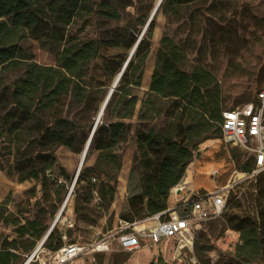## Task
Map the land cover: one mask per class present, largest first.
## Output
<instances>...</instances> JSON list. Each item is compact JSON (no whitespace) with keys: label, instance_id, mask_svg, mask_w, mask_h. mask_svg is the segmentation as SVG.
Returning <instances> with one entry per match:
<instances>
[{"label":"rangeland","instance_id":"obj_1","mask_svg":"<svg viewBox=\"0 0 264 264\" xmlns=\"http://www.w3.org/2000/svg\"><path fill=\"white\" fill-rule=\"evenodd\" d=\"M93 1L96 2L93 7L97 9L100 0ZM110 2L119 11L120 18H108L101 13L92 12L69 24L66 38L103 39L122 33L125 29L138 30L135 33L138 38L154 17L143 77L140 86L133 89L138 96L136 114L140 101L149 88L163 34L170 36L183 51L181 69L190 72L203 69L212 75L210 86L218 90L221 111L253 99L255 91L264 84V0H194L179 5L169 1L165 7L159 5L152 17L151 11L157 0ZM140 20L143 23H139ZM19 46L18 58L22 60V64L5 72L7 82L18 79L31 63L54 65L63 44L45 43L32 36H25L19 41ZM133 46L129 49L122 45L101 46L98 56L88 65L84 83L93 86L103 84L102 91L93 93L87 103H79L71 95H67L49 106L44 104L38 107L44 122L65 119L66 124L64 122L63 125H66L67 133L74 124L86 125L83 130L86 138L77 151L63 144L52 146L51 151L56 161L51 168L46 169L44 181L39 177L19 179L18 160L21 161L22 153L28 154L33 150L28 141L36 136L38 125L34 121H27L22 124L19 132L1 134L0 243L15 239L17 248L14 250L18 253V258L12 264H25L34 253L39 240L53 224L52 229H57V233L61 234L63 243L60 247L69 242L85 246L67 264H236L233 255L239 243V232L232 228V224L238 217L252 213L250 202L255 192L256 175H249L242 169L243 163L250 160L252 154L240 146L225 144L221 136L207 138L198 144L178 182L183 180L189 166L190 186L185 187L184 193L172 189L177 183L170 189L167 199V204L171 203L175 207L184 194L191 191L221 189L227 193V205L221 215L196 222L195 241L191 249L178 252L171 239L162 240L152 247L142 245L135 250H123L115 240H112L111 250L93 251L89 247V244H95L104 238L108 230L112 234L118 230L119 220H116V216L120 219V214L127 209L125 206L128 197L140 191L138 165L134 162L135 157L137 160L140 158L135 143L137 126L155 124L160 128L163 125L162 118L146 122L139 120L135 114L134 117L125 119L130 122V132L125 141L111 149L113 158L109 161L99 160L97 151H90L88 147L81 163V153L94 127L99 108L120 72L116 70L117 64L111 67L114 74L107 72L105 66L113 61L117 63L125 56L124 65ZM79 167V172L81 169L89 172L92 185L90 189L84 180L73 185ZM102 172L116 179L114 195L118 194L120 198L115 207L117 213L110 207L111 200L110 203L108 198L101 201L98 196L100 183L107 179ZM121 176L124 178V185L120 192L118 186ZM70 190L69 200L63 206ZM232 194L233 198L230 199ZM13 219L22 223L36 220L38 229L45 231L38 239L18 236L16 226L10 223ZM56 240L57 236L53 243ZM44 248L48 247L43 242L29 264H38L37 255ZM242 264H264V260Z\"/></svg>","mask_w":264,"mask_h":264},{"label":"trees","instance_id":"obj_2","mask_svg":"<svg viewBox=\"0 0 264 264\" xmlns=\"http://www.w3.org/2000/svg\"><path fill=\"white\" fill-rule=\"evenodd\" d=\"M169 1L179 5L194 0H164L160 6L165 7ZM99 2L94 9L96 2L93 0H0V136L19 132L27 121H34L39 127L36 136L28 141L33 152L22 153L21 161L18 160L20 180L39 177L44 181L46 169L56 161L52 146L63 144L77 151L86 138L83 133L85 124H74L71 129L75 133L72 130L67 133L65 119L44 122L38 107L49 106L67 95L79 103H87L93 93L102 91L103 84L93 86L84 83L88 65L98 56L101 46L122 45L129 49L138 39L135 35L138 30L127 29L103 39L66 38L67 26L92 12L113 19L121 17L110 0ZM153 25L154 17L126 62L94 128L89 150L97 151L99 160L113 158L111 149L128 137L131 125L125 119L136 114L138 96L133 89L140 86L143 77ZM25 36L45 43H62L63 47L54 65L31 63L18 79L7 82L5 72L22 64L18 58L19 41ZM124 58L105 66V70L114 74L111 67L115 64L116 70H121ZM183 59L181 48L170 36L163 34L149 88L136 114L139 120L146 122L162 118L163 125L158 128L155 124H146L136 128L135 143L140 158L137 160L135 157L134 162L138 165L140 191L128 197L127 209L120 214L122 220L133 222L167 209L170 189L181 179L198 144L207 138L221 136L219 94L215 87L210 86L213 77L203 69L191 72L181 69ZM242 169L247 172L252 169V158L243 163ZM102 173L107 179L100 183L98 196L101 201L108 198L110 203L116 191V179ZM82 180L90 189L92 185L87 169H81L75 182L78 184ZM254 188L250 202L252 213L238 217L232 224V228L239 232V243L233 255L236 264L264 260V170L256 175ZM10 223L16 226L18 236L38 239L45 231L38 229L36 220L22 223L13 219ZM56 230L51 229L44 241L49 249H57L63 243ZM55 236L57 240L53 243ZM16 248L15 239L0 243V264L14 263L18 258Z\"/></svg>","mask_w":264,"mask_h":264},{"label":"built area","instance_id":"obj_3","mask_svg":"<svg viewBox=\"0 0 264 264\" xmlns=\"http://www.w3.org/2000/svg\"><path fill=\"white\" fill-rule=\"evenodd\" d=\"M221 137L225 144L240 146L252 154V169L249 175L264 170V84L255 91L254 98L242 105L225 108L219 122ZM95 180V177H92ZM174 189L184 192L178 183ZM227 193L213 190L184 194L175 207L128 222L119 221L118 230L105 235L97 243L89 244L93 251L111 250L112 240L123 250L139 249L142 245L152 247L162 240L171 239L177 251L192 248L195 241V226L199 220L221 215L225 209ZM72 223L69 221V225ZM85 248L69 242L59 249L44 248L37 255L38 264H67Z\"/></svg>","mask_w":264,"mask_h":264},{"label":"water","instance_id":"obj_4","mask_svg":"<svg viewBox=\"0 0 264 264\" xmlns=\"http://www.w3.org/2000/svg\"><path fill=\"white\" fill-rule=\"evenodd\" d=\"M161 1H162V0H157V2H156V4H155L154 8H153L152 11H151V17L154 15V13H155V11L157 10V8L159 7ZM147 24H148V23H147ZM144 30H145V29H144ZM144 30H143V32H144ZM143 32L139 35L137 41L135 42V44H134V46H133V48H132V50H131V52H130V54H129V57H128L127 60H126V62L128 61V59H129V58L131 57V55L133 54V52H134V50H135V47H136V45H137V42L140 40V38H141ZM126 62L124 63V65H123L122 69L120 70V72L118 73V75L115 77V79H114L112 85L110 86V88H109V90H108V92H107V94H106V96H105V98H104V100H103V102H102V104H101V106H100V109H99V111H98L97 117H96V119H95L94 127H93V129H92V131H91V133H90L89 138L87 139V141H86V143H85V145H84V147H83V151H82V152H83V156H82V159H81V163L83 162V159H84V157H85V154H86V152H87V149H88V147H89V145H90V142H91V138H92V134H93L94 128L96 127V125H97L98 122L100 121V118H101V116H102V114H103V112H104L105 105H106V103L108 102V100H109V98H110V96H111V94H112V92H113L115 86L117 85V83H118V81H119V79H120L121 73H122V71H123V69H124V66H125ZM79 170H80V167H79V169L77 170V175H78ZM77 175H76V177H75V180H74V182H73V185L75 184V181H76ZM70 193H71V190L69 191V194H70ZM69 194H68V195H69ZM51 229H52V227H50V228L45 232V234L43 235V238H42V239H43V242H44L45 239L47 238V236H48V234L50 233ZM43 242H42V243H43Z\"/></svg>","mask_w":264,"mask_h":264},{"label":"bare ground","instance_id":"obj_5","mask_svg":"<svg viewBox=\"0 0 264 264\" xmlns=\"http://www.w3.org/2000/svg\"><path fill=\"white\" fill-rule=\"evenodd\" d=\"M82 156H83V152L81 153V159H82ZM80 163V162H79ZM190 175H191V169H190V167L188 166L187 168H186V175L184 176V178H183V180L180 182V187H189L190 186V184H189V180H190ZM69 196H70V194L69 195H67V197H66V199H65V201H64V203H63V206H65V204L67 203V201L69 200ZM61 212V211H60ZM59 217V216H58ZM57 220V219H56ZM56 220L54 221V222H56ZM54 225V224H53ZM53 225H52V227H53ZM43 238V237H42ZM40 239L39 240V242L37 243V246H36V248H35V250H34V253L31 255V257L27 260V262L25 263V264H29V262L31 261V259L36 255V253L38 252V250H39V248L41 247V244H42V242H43V239ZM188 248H184L183 250H181V251H185V250H187ZM181 251H178V252H181Z\"/></svg>","mask_w":264,"mask_h":264},{"label":"crops","instance_id":"obj_6","mask_svg":"<svg viewBox=\"0 0 264 264\" xmlns=\"http://www.w3.org/2000/svg\"><path fill=\"white\" fill-rule=\"evenodd\" d=\"M147 81L149 82V80L147 79ZM120 183H119V186H118V188H120V192H121V190H122V185H124V178H123V176H121L120 177ZM123 189H124V187H123ZM172 189H174V187L172 188ZM178 190V189H177ZM119 196H118V194H115L114 195V198H112V200H111V204H110V207H111V209L113 210L114 209V211L117 213V211L118 210H116L115 209V207L117 206V203L119 202ZM125 199V197H123V200ZM173 200V199H172ZM173 203H174V201H172ZM123 203H124V201H123ZM174 205H172L171 203L168 205V207L167 208H172ZM116 220L118 221H120L121 219H119L118 218V216H116ZM112 231H107V234L106 235H108V234H110ZM191 249V248H190Z\"/></svg>","mask_w":264,"mask_h":264}]
</instances>
